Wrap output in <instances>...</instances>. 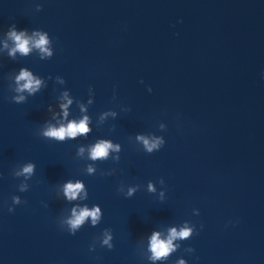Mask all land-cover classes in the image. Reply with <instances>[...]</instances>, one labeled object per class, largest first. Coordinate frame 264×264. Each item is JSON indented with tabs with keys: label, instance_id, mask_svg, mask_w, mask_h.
Here are the masks:
<instances>
[{
	"label": "clouds",
	"instance_id": "1",
	"mask_svg": "<svg viewBox=\"0 0 264 264\" xmlns=\"http://www.w3.org/2000/svg\"><path fill=\"white\" fill-rule=\"evenodd\" d=\"M15 40L17 41V48L22 53H27L29 51V48L27 47L28 41L21 38V36L16 35L14 32L12 33ZM37 46L41 47L42 51H47L43 46L46 44V40L43 36L40 37V39L36 42ZM17 80H24L26 83L22 85V89H29L33 90L34 85L35 87H38L40 84L39 80H33L30 73L26 71H22L20 76L17 77ZM18 100H22L23 97H18ZM89 131L87 127V117H85L83 120H81L78 124L76 122H70L67 127H60L59 129L51 128L48 131H46L44 134L46 136L55 137L57 139L63 140L65 136L68 137H75L78 133L79 134H85ZM160 142L156 141L153 143H149L148 140H144V144L149 152H151L154 148L158 146ZM112 147V145L108 142H101L97 144L91 152V157L93 159L106 157L107 150ZM33 170L32 165H28L23 169L24 173H31ZM82 184L76 183L74 186L71 183H68L65 188L66 195L69 198H75L77 195V192L82 188ZM131 194V191L130 193ZM99 215V209H95L93 211H89L87 208L81 210L79 215L75 216V219L70 220L69 223L72 226L73 229L77 228L79 225L83 223L86 217L91 216L93 219V223L96 222V219ZM190 235L189 229L181 230L179 233L176 232L175 229L171 230V236L167 241H161L158 238V234L153 235L152 239V249H153V259H159L165 255H167L172 249V240L175 239L177 236L181 238H187ZM107 243V241H105Z\"/></svg>",
	"mask_w": 264,
	"mask_h": 264
}]
</instances>
